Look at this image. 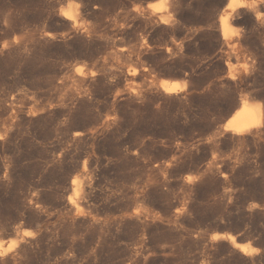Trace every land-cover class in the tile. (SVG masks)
<instances>
[{
    "label": "rangeland",
    "instance_id": "1",
    "mask_svg": "<svg viewBox=\"0 0 264 264\" xmlns=\"http://www.w3.org/2000/svg\"><path fill=\"white\" fill-rule=\"evenodd\" d=\"M226 1L0 0V264H264V121L223 130L264 0Z\"/></svg>",
    "mask_w": 264,
    "mask_h": 264
},
{
    "label": "bare ground",
    "instance_id": "2",
    "mask_svg": "<svg viewBox=\"0 0 264 264\" xmlns=\"http://www.w3.org/2000/svg\"><path fill=\"white\" fill-rule=\"evenodd\" d=\"M244 5H246V0H228V2L225 5V8L237 9ZM150 10L152 13H158L162 11L161 7H159L157 4L152 5L150 7ZM229 13L230 11H227L226 15L222 16L220 19V26L224 34H227V30L229 28V19H228ZM162 86L166 92L171 93L177 91L180 84L179 81L176 80L174 81L163 80ZM263 121H264V109L262 104L258 102H251L247 99H242L238 103V108L235 109L232 115L224 123L223 130H231L235 133H244L253 128L259 127L263 123ZM24 232L27 234L29 230H24ZM19 241L20 238L18 237L11 238L10 242L8 241L9 243L5 244L0 237V255H4L7 252L10 253V250L16 244H18ZM242 247L244 250H246L247 248L250 247V244L249 243L242 244Z\"/></svg>",
    "mask_w": 264,
    "mask_h": 264
},
{
    "label": "water",
    "instance_id": "3",
    "mask_svg": "<svg viewBox=\"0 0 264 264\" xmlns=\"http://www.w3.org/2000/svg\"><path fill=\"white\" fill-rule=\"evenodd\" d=\"M228 2V0L226 1V3ZM226 3H225V5H226Z\"/></svg>",
    "mask_w": 264,
    "mask_h": 264
}]
</instances>
